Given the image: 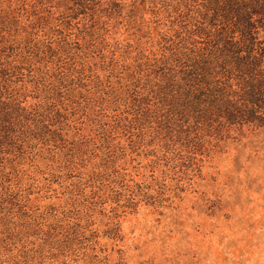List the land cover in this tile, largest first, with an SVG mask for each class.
<instances>
[{"label":"trees","instance_id":"16d2710c","mask_svg":"<svg viewBox=\"0 0 264 264\" xmlns=\"http://www.w3.org/2000/svg\"><path fill=\"white\" fill-rule=\"evenodd\" d=\"M263 124L264 0H0V264L84 260L183 193L212 216L204 163Z\"/></svg>","mask_w":264,"mask_h":264},{"label":"rangeland","instance_id":"374dc122","mask_svg":"<svg viewBox=\"0 0 264 264\" xmlns=\"http://www.w3.org/2000/svg\"><path fill=\"white\" fill-rule=\"evenodd\" d=\"M199 178L221 210L204 216L193 193L159 215L140 206L118 215L117 241L101 239L70 264H264V124L204 163Z\"/></svg>","mask_w":264,"mask_h":264}]
</instances>
